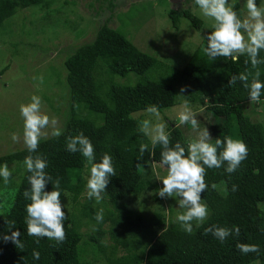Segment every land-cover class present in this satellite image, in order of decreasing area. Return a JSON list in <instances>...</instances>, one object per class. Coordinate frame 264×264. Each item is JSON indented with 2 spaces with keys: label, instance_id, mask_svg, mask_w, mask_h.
<instances>
[{
  "label": "trees",
  "instance_id": "obj_1",
  "mask_svg": "<svg viewBox=\"0 0 264 264\" xmlns=\"http://www.w3.org/2000/svg\"><path fill=\"white\" fill-rule=\"evenodd\" d=\"M44 1L0 0V25L18 9ZM233 6L241 14L240 5ZM167 16L176 30L181 18L187 19L195 29L202 25L189 10L170 9ZM203 46H207V40ZM201 48L196 49L181 70L174 72V84L147 78L131 85L116 82L117 77L125 78L129 74L142 77L156 61L107 23L98 28L91 42L81 45L66 58L65 79L70 100L69 117L66 116L61 126L63 134L59 138L42 139L37 152L31 154L47 159L45 171L53 183L60 181L62 204L66 196L71 199L72 211L64 225L67 238L63 243L47 238L37 242L36 237L27 235L26 205L30 201L24 198L23 192L30 187L27 179L30 173L23 161L30 153L25 147L1 155L0 165H14L17 179L5 185L0 177L3 198L0 201V264H91L79 259L77 247L83 237L86 246L102 255L105 264H252L257 260L264 264V209L258 206L264 204V126L245 115L243 104L251 101L243 84L237 81L234 86H228L233 74L255 70L250 63L245 64V56L236 63L223 57L211 60ZM259 58L264 59V51ZM259 68L264 82V64ZM176 84L186 86L184 100L197 107L195 112L205 108L214 120L209 128L213 139L231 136L245 142L248 148V156L236 172L227 173L226 165L207 169L208 188L202 193V199L208 206L209 216L191 234L178 223L167 222L160 211L142 216L124 203L132 195L133 200L137 199L146 189L147 171L152 164L159 166L162 151L160 145L152 148L147 137L138 131L139 122L131 114L145 111L150 105H156L159 110L172 107ZM261 101H264V91ZM80 105L96 117L79 116ZM176 125L170 121L167 130L171 145L179 141L186 146L188 139ZM232 127L236 129L234 135L230 133ZM80 132L94 145L96 160L108 153L116 169V176L110 178L100 204L83 197L84 175L88 173L85 158L79 152L66 150V138ZM142 143L148 144L149 149L143 161H137ZM138 162L143 166L137 168ZM212 184L217 187L213 189ZM45 190H53L52 184ZM100 208L104 209V219L98 223L94 217ZM7 222H14L12 231H20L23 250L3 240L4 235L11 234ZM213 225L230 229L238 226L240 235L233 232L221 243L211 233L204 234ZM83 227L87 228L86 232H82ZM237 243L258 245L260 252L243 254L237 249ZM120 250L122 253L118 255ZM33 251L40 252L39 260L34 259Z\"/></svg>",
  "mask_w": 264,
  "mask_h": 264
},
{
  "label": "rangeland",
  "instance_id": "obj_2",
  "mask_svg": "<svg viewBox=\"0 0 264 264\" xmlns=\"http://www.w3.org/2000/svg\"><path fill=\"white\" fill-rule=\"evenodd\" d=\"M230 3H238L241 14H245V0H230ZM257 3L264 4V0H257ZM170 9L189 10L202 21L200 29L192 27L185 18L180 19L177 30L173 29L167 16ZM104 23L120 31L141 52L154 57L156 61L142 77L129 74L125 78L115 79L120 84L131 85L140 78L174 84V72L187 64L197 48H204L206 35L212 29L213 21L203 17L195 0H45L40 5L18 9L0 25V71L5 70L0 75V156L25 148L19 106L30 102L32 95L40 96L43 102L42 111L50 117L58 118L60 126L63 125L66 116L69 117L70 100L64 61L78 47L91 42L98 28ZM174 86V105L160 110L162 121L167 126L166 131L170 121L178 124L179 106L184 101V93L179 94L185 85ZM190 107L193 111L197 108L192 104ZM243 109L252 122L264 126V101L246 102ZM205 110L201 108L196 112L201 129H209L214 123ZM77 113L91 119L95 116L83 105L79 106ZM131 117L136 122L149 118L145 111L133 113ZM180 128L188 141L195 138L190 124ZM12 133L20 134L21 142L13 143ZM230 133L236 134V129L232 127ZM148 142L150 143L149 140ZM8 166L13 173L12 179L16 180L15 166ZM164 169L157 165L154 168L152 164L146 174V189L137 199L133 200L132 195L124 203L142 216H149L152 211H160L167 222L176 224L177 213L183 211L178 208L177 199L161 198L156 194L163 187L157 175H166ZM88 174L84 175L85 182ZM84 193L85 191L83 197ZM0 201H3L2 196ZM63 203V210L68 216L72 211L70 197L66 196ZM178 225L180 226L179 223ZM195 228L194 223L193 229ZM86 231L87 228L83 227L82 232ZM86 245L83 237L77 247L79 259L91 264H105L102 255ZM121 253L120 250L118 255Z\"/></svg>",
  "mask_w": 264,
  "mask_h": 264
},
{
  "label": "clouds",
  "instance_id": "obj_3",
  "mask_svg": "<svg viewBox=\"0 0 264 264\" xmlns=\"http://www.w3.org/2000/svg\"><path fill=\"white\" fill-rule=\"evenodd\" d=\"M195 4L203 17L213 21L212 30L206 37L207 46L202 49L204 54L211 60L223 57L234 63L239 62L241 56L247 57L245 64L250 63L251 69L255 71L233 74L228 86H234L240 81L248 90L251 103H259L261 93L264 91L259 68L264 64V59L259 58L261 51H264V4H258L257 0H245L244 15L235 10L230 0H195ZM185 91L186 86L180 89L179 95H183ZM42 103L40 96L32 95L30 102L19 106L23 119L22 141L30 153L23 161L26 171L30 173L27 177L30 187L23 192L24 198L30 201L26 205L25 223L27 235L36 237L37 242L39 239L47 238L63 243L67 238L64 226L67 214L63 210L65 205L61 202L60 181L57 179L53 183V178L46 173L48 161L45 157L31 154L37 152L42 139L59 138L63 134L58 118L50 117L42 111ZM145 112L149 118L139 122L138 131L148 138L153 149L157 145L161 146L159 166L166 168V175L163 177L157 175L163 187L158 189L156 194L161 198L177 199L178 208L183 211L177 213L176 221L186 233L191 234L193 224L200 227L209 216L208 206L202 199V193L208 188L207 169H218L226 165L227 173L236 172L248 156L247 145L231 136L213 139L208 127L200 128L197 114L187 100L179 106L176 125L180 127L190 124L195 133V138L190 139L186 146L179 141L174 146L171 145L170 135L166 131L167 126L162 121L161 112L156 105L148 106ZM11 140L13 143L21 142L20 134L12 133ZM148 149V144H140V156L137 161H143V155ZM66 150L71 153L79 152L85 158V169L89 174L86 177L84 195L95 204H100L110 178L116 176L112 156L104 153L97 161L94 145L83 132L66 138ZM142 166L143 163H137V168ZM153 167L156 165L153 164ZM12 175L7 163L0 165V177L3 178L5 185L10 183ZM49 183L52 184L53 190L46 191ZM211 187L215 189L217 185L212 184ZM236 190V186H233V191ZM258 206L264 209V205ZM94 218L98 223L103 222L104 209L100 208ZM7 224L11 234L4 235L3 240L11 241L18 249L23 250L20 231H12L14 222ZM233 232L239 236L240 228L236 226L230 229L213 225L206 228L204 234L211 233L223 243L233 235ZM236 247L243 254L260 252L259 246L255 244L237 243ZM32 255L34 259H40L39 251H33ZM255 264L261 262L257 260Z\"/></svg>",
  "mask_w": 264,
  "mask_h": 264
}]
</instances>
